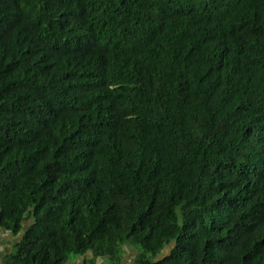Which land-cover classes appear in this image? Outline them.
Wrapping results in <instances>:
<instances>
[{"label":"trees","instance_id":"obj_1","mask_svg":"<svg viewBox=\"0 0 264 264\" xmlns=\"http://www.w3.org/2000/svg\"><path fill=\"white\" fill-rule=\"evenodd\" d=\"M24 223L6 264H264V0H0Z\"/></svg>","mask_w":264,"mask_h":264},{"label":"crops","instance_id":"obj_2","mask_svg":"<svg viewBox=\"0 0 264 264\" xmlns=\"http://www.w3.org/2000/svg\"><path fill=\"white\" fill-rule=\"evenodd\" d=\"M27 228H29V227H27ZM27 228H26V226H24L21 233H19L18 235H14V234L4 230L0 226V264H6L7 257L14 253L15 246L22 241V239H23V237L27 231ZM88 255H91V254H88ZM124 255H126V254H124ZM129 256H131V255H129ZM123 258H124V256L122 257V260H123ZM85 263H86L85 257H83V258H80L79 260L73 261L69 264H85ZM101 263L109 264L108 261L105 259H98L96 262V264H101Z\"/></svg>","mask_w":264,"mask_h":264},{"label":"rangeland","instance_id":"obj_3","mask_svg":"<svg viewBox=\"0 0 264 264\" xmlns=\"http://www.w3.org/2000/svg\"><path fill=\"white\" fill-rule=\"evenodd\" d=\"M34 219V221H35V217L33 216L32 218H31V221ZM27 223V222H26ZM25 226V223L23 224V227ZM165 253H167V250L165 251ZM89 254H91L90 252H89ZM124 254H126V253H124ZM103 262V261H102ZM134 263V258L132 257V256H129L128 254H126V255H124V258H123V260L121 259V261H120V264H133ZM101 264H106V263H101Z\"/></svg>","mask_w":264,"mask_h":264}]
</instances>
